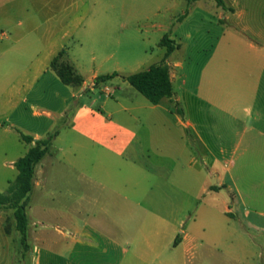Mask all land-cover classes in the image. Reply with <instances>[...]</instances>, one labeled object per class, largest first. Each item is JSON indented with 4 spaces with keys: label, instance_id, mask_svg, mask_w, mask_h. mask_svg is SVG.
<instances>
[{
    "label": "crops",
    "instance_id": "1",
    "mask_svg": "<svg viewBox=\"0 0 264 264\" xmlns=\"http://www.w3.org/2000/svg\"><path fill=\"white\" fill-rule=\"evenodd\" d=\"M224 1L227 8L218 5L216 0H212L211 8L230 31L242 36L237 41L254 54L246 77L249 82L228 92L232 98L220 96L222 101L213 98L217 93L209 92L207 108L200 107L202 120L196 121L186 115L188 98L193 95L198 101L206 99L199 95L198 84L194 89L187 87L188 81L178 71L183 63L170 60V55L167 62L174 95L146 107L154 112L159 110L160 115L165 116L171 105H181L178 111L184 116L176 115L177 123L202 146L201 150H183L177 156H190L187 171L206 175L200 168L206 165L208 173L218 178L217 185H206L203 190L216 193L223 188L229 192L237 190L236 180L231 175L232 166L225 167V164L241 150L244 159L241 174L252 176L255 172L257 175L254 183L256 210L248 209V202L240 191L239 195L232 196L234 207L226 206L225 211L237 212L245 225L263 234L264 207L260 206H264V27L260 24L258 27L255 21L257 16L264 14V2ZM83 4L58 1L57 8L50 7L48 14L62 13L64 18L60 25L49 24L44 29L42 25H31L23 29L25 34L14 41L9 64L0 62V136L19 137L23 142L21 157L36 140L58 130L51 150L37 166L31 192L34 200L30 210L35 218L37 242L45 237L50 240L47 245L49 264H201L199 258L196 263L192 261L197 256L198 235L186 229L178 233L190 215L188 206L181 199L153 194L156 190H166V179L158 177L156 169L137 161L139 157L133 144L138 134L130 123L113 119L115 114L131 108L120 96L114 108L97 95L98 88L103 86L102 91L112 96L113 91L107 83L114 78L98 82V76L116 73L126 83L124 76L131 73H126L125 65L114 52L98 62L94 48L88 50L89 59L96 67L88 70L84 39H77L74 46L69 45L77 30L83 28L86 35L100 27L99 15L103 14V9L96 1L92 6L88 0ZM73 14L79 18L73 21L69 17ZM231 46L230 43L227 48ZM64 48L84 77L79 87L64 84L51 68L52 60ZM229 51L225 48V59ZM7 53L6 50L0 52V58ZM109 61H114V71L101 73V66ZM40 107L44 110L40 111ZM20 131L33 136V143L25 142ZM212 142L220 144L218 150L210 145ZM57 143L69 145L56 146ZM19 157L12 159V168ZM153 175L158 179L155 190L150 184ZM251 178L248 177V181ZM174 188L183 190L181 184ZM44 226L52 230H40ZM0 227L7 233L2 215ZM60 235L63 241L57 240ZM35 246V253L40 254L38 251L43 247ZM180 250L182 256H179ZM210 255L207 250L205 256L210 258ZM34 258L42 260L39 255Z\"/></svg>",
    "mask_w": 264,
    "mask_h": 264
},
{
    "label": "rangeland",
    "instance_id": "2",
    "mask_svg": "<svg viewBox=\"0 0 264 264\" xmlns=\"http://www.w3.org/2000/svg\"><path fill=\"white\" fill-rule=\"evenodd\" d=\"M58 1L60 0H0V52L5 50L9 52L7 55L2 54L0 62L4 65L9 64L8 57L12 54L14 41L19 35L25 34L23 29L31 25H42L43 29L49 24L60 25L64 18L62 13L48 14L50 7L57 8ZM86 1L71 0L79 6H84L83 3ZM88 1L90 6L96 1L103 9V14L99 15L100 27L86 35L81 28L74 34L75 38L69 42L70 46H74L78 43L77 39H84L87 51L84 57L86 69L96 67L89 59L88 50L94 48L99 57L98 62L110 52H114L115 57L125 65L126 73L144 70L164 58L167 48L161 45V41L168 34L180 45L171 54L170 60L183 63L178 71L188 81L187 87L194 89L198 84L199 95L206 99L198 101L193 95L188 98L186 115L196 121L202 120L200 107L207 108L209 92L217 93L213 98L217 97L222 101L220 96L232 98L233 95H228V92H234L235 89L249 82L246 77L251 70L250 58L254 54L237 41L242 36L230 31L224 20L220 19L218 13L211 8L212 0L196 3L188 0ZM69 17L73 21L79 18L74 14ZM257 18L255 22L258 27L259 24L264 27V14ZM86 24L87 22L84 21V25ZM230 43L232 46L227 48ZM225 48L230 49L226 59ZM114 67V61L104 62L99 71L110 73L114 71ZM107 86L113 91V95L110 96L102 91V86L97 92L102 100H107L115 108L118 106L116 99L120 96L126 106L131 108L129 111L123 110L115 114L113 119L126 120L137 132L138 137L133 144V149L139 157L137 161L156 169L159 173L158 177L165 178L168 183L165 191L156 190L153 194L161 198L181 199L188 206L190 215L185 218L178 233L181 234V229H186L198 235L197 256L192 261L196 263L199 258L201 264H264V233L260 234L255 227L245 225L237 212L229 214L225 211L226 206L234 207L232 196L239 195L240 191L248 202V209L252 212L256 210L254 183L257 181L255 180L257 175L255 172L252 176L241 174V164L244 161L241 150H238L232 160H227L225 164V167L232 166L231 175L236 180L237 190L229 192L228 189L223 188L220 189V193L203 190L206 185H217L218 178L216 174L208 173L210 170L206 165L200 167L206 175L187 171L190 156L187 158L177 156L183 150L197 151L201 150L202 146L200 142L194 140L191 133L187 134V130L177 123L176 115L184 116L181 110L178 111L181 105L178 107L171 105L166 115L162 116L159 110L157 112L149 110L146 106L152 103L128 82L124 83L123 77L119 74L115 75ZM96 107L100 109L99 106ZM39 110L43 111L44 108L40 107ZM22 144L17 136L13 138L0 136L1 192L7 191L9 182L17 175L18 170L16 167L12 168L10 163L12 159L23 153ZM61 145L69 144H56V146ZM210 145L215 150L220 146L218 142H212ZM53 150L56 151L57 148ZM158 163H161V166H158ZM199 163H203L202 159H199ZM209 168H212L211 164ZM248 177H252V180L248 181ZM157 180L156 175L151 177L150 184L154 190ZM176 184H181L183 190L176 191L174 188ZM33 200L31 193L27 210L30 221L28 251L21 242L13 210H0L3 226L7 230L6 233L0 227V264H49L47 245L50 240L45 237L40 240L42 243H38L34 233L35 218L33 211L30 210ZM43 229L52 230L48 226L40 230ZM59 237L60 239L57 240L63 241V236ZM37 244L43 247L38 251L40 254L35 253ZM207 250L211 254L210 258L205 256ZM36 255L42 260H35ZM179 256H182L181 250Z\"/></svg>",
    "mask_w": 264,
    "mask_h": 264
},
{
    "label": "trees",
    "instance_id": "3",
    "mask_svg": "<svg viewBox=\"0 0 264 264\" xmlns=\"http://www.w3.org/2000/svg\"><path fill=\"white\" fill-rule=\"evenodd\" d=\"M190 2L195 0H188ZM218 5L227 8L224 0H216ZM161 45L166 46L167 51L164 58L157 63L151 64L148 68L124 76L125 80L142 93L152 104H159L164 98H171L174 95V87L171 79L170 65L167 60L170 55L179 48V44L166 34ZM51 68L57 73L62 82L66 85L79 87L84 82V77L78 71L74 62L68 56L66 48L62 49L51 62ZM114 74H103L98 76V82H105L112 79ZM58 133L55 130L46 137L38 139L27 153L19 157L14 165L18 174L10 182L6 192L0 191V210L12 209L16 220V228L20 233L24 249L28 251L29 244V195L34 189V180L38 164L46 157L51 150L53 141ZM20 137L27 143H33L34 138L29 134L20 131ZM179 237L176 239L178 242Z\"/></svg>",
    "mask_w": 264,
    "mask_h": 264
}]
</instances>
